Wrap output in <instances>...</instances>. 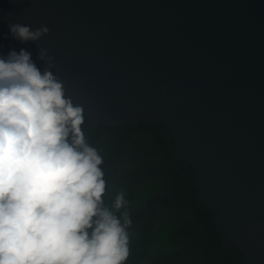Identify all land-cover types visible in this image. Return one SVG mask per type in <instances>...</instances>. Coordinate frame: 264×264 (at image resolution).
Instances as JSON below:
<instances>
[{
	"label": "water",
	"instance_id": "water-1",
	"mask_svg": "<svg viewBox=\"0 0 264 264\" xmlns=\"http://www.w3.org/2000/svg\"><path fill=\"white\" fill-rule=\"evenodd\" d=\"M21 49L94 124L161 125L221 245L264 264V0H0V57Z\"/></svg>",
	"mask_w": 264,
	"mask_h": 264
},
{
	"label": "clouds",
	"instance_id": "clouds-1",
	"mask_svg": "<svg viewBox=\"0 0 264 264\" xmlns=\"http://www.w3.org/2000/svg\"><path fill=\"white\" fill-rule=\"evenodd\" d=\"M21 42L48 34L9 25ZM21 49L0 57V264H125L131 226L124 192L105 203L103 157L84 111L50 70ZM117 213H120L118 216Z\"/></svg>",
	"mask_w": 264,
	"mask_h": 264
},
{
	"label": "trees",
	"instance_id": "trees-1",
	"mask_svg": "<svg viewBox=\"0 0 264 264\" xmlns=\"http://www.w3.org/2000/svg\"><path fill=\"white\" fill-rule=\"evenodd\" d=\"M81 127L103 157L105 203L111 206L121 191L127 201L120 210L132 221L125 264H242L237 248L221 245L195 172L182 159L174 162L172 141L161 125L94 124L84 113Z\"/></svg>",
	"mask_w": 264,
	"mask_h": 264
}]
</instances>
